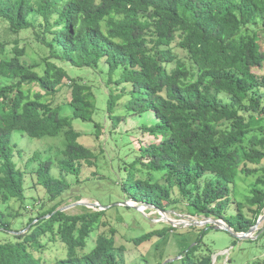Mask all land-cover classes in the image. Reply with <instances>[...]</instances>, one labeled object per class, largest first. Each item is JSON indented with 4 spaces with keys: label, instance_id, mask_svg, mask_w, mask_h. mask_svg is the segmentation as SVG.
I'll return each mask as SVG.
<instances>
[{
    "label": "trees",
    "instance_id": "trees-1",
    "mask_svg": "<svg viewBox=\"0 0 264 264\" xmlns=\"http://www.w3.org/2000/svg\"><path fill=\"white\" fill-rule=\"evenodd\" d=\"M0 23L8 34L32 31L39 48V58L31 60L17 37L12 55L0 58V77L7 80L0 84V201L6 204L0 205V264L117 263L123 246L114 227L86 250L109 209L60 210L74 185L84 182L86 167L100 169L85 182L113 184L126 200L186 208L223 219L238 232L257 223L264 213V0H0ZM9 41L0 39L3 52ZM65 63L105 78L99 85L72 76ZM96 86L108 91L105 122L95 120L104 101ZM65 89L70 96L57 102ZM129 117L145 118L140 128L156 140L132 147L131 137L119 132ZM77 119L94 123L98 142L108 127L100 151L81 142ZM16 131L33 139L65 131L62 157H25L15 149ZM109 144L131 158L120 163L118 177L101 172L100 155ZM260 170L253 195L235 200L238 175ZM29 179L45 197L29 199ZM26 212L28 221L16 227ZM177 230L190 234L179 253L182 264H213L216 252L205 241L218 230L213 225L167 223L129 242L139 246ZM227 233L233 245L241 244ZM262 236L264 228L255 241ZM57 240L65 255L50 262L46 254ZM249 251L241 264H264V252ZM234 260L230 256L229 263Z\"/></svg>",
    "mask_w": 264,
    "mask_h": 264
},
{
    "label": "rangeland",
    "instance_id": "rangeland-1",
    "mask_svg": "<svg viewBox=\"0 0 264 264\" xmlns=\"http://www.w3.org/2000/svg\"><path fill=\"white\" fill-rule=\"evenodd\" d=\"M17 37L20 39L21 45L24 46L26 44L31 60L38 59L39 54L37 53V50H39V48L33 43L34 35L32 31L23 32L19 36L8 34L7 27L4 23H0V39H7L10 41L6 44V52H3L0 49V58L6 55H12V50L15 46L14 39H16ZM176 51L184 55V51L180 48H177ZM64 66L72 76H83L88 81L99 80V85L102 78H105L104 73L100 74L101 76L96 77L89 68H80L67 63H65ZM6 82L7 80L5 78L0 77V84ZM36 89H39V87H36ZM95 89L96 91H99L100 94L102 93L101 96H103L104 98V101H101L100 109L95 114V120H101L105 122L104 109L106 107V94L108 91L106 92L104 87L98 86H96ZM69 96V90L65 89L58 95L57 102L65 101ZM141 119L143 121L145 120V118ZM141 121L129 117L128 120H126L119 129L120 133H126L131 137L130 139L133 142L132 147H135L137 149H139L141 143L148 144L151 141L156 140L154 136H151L148 133H144L141 130ZM74 126L78 131L82 133V136L80 138L81 142L89 147H92L96 151L101 150V145L106 144L105 141L110 136L108 127H106L104 129L105 134L102 135L101 142H98L92 134L94 128L93 122H86L77 119L74 121ZM65 131H63L58 137H45L42 139H33L32 137L21 131H16L13 135V142L15 144L16 150L21 149L25 152V157L39 152L44 159L53 158V160H56L62 157L61 149H64L67 144ZM117 135L118 137L121 136L118 133ZM122 143L125 144L124 141L119 140V144ZM106 148L108 149L105 151V154L100 155V164L102 165L101 172L108 174L109 171L112 176H117V172L120 171V163H128L129 161H131V158L125 157L122 153H116L115 151H113V149H117L116 145L114 146V144H109L108 146H106ZM135 155L136 154H133L132 156ZM17 157L19 156L17 155ZM123 157L125 158L123 159ZM34 165H36V163ZM262 165L264 166V162ZM54 166H58L57 162H55ZM97 168L98 167L84 168L82 174L84 182L74 185L75 191L68 196L67 201L64 204L67 205L69 203L78 201L76 199V196L83 195L82 200L89 202H98L101 203V205L107 206V209H109L107 215L102 217L101 221L103 224H101L100 228H98L96 232H94L93 237L91 238L90 246L86 250H90L92 248V244L95 243L100 234H111V229L114 227L117 230V232L115 233L117 245L123 246V250H118L121 253L117 256L116 264H182L180 260L181 256L179 253L183 250L184 247L188 245L186 239L189 238L190 234H185L181 230H177L176 233L170 234L165 239L154 237L152 240L139 246L133 245V243L131 244L129 242L131 238H136L142 235L144 232L151 231L153 229L162 228L169 222L163 217L161 218L160 212L155 208H145L144 211L141 212L133 207L128 208V206L122 205L121 203L126 200V196L121 195L118 189H116V186L113 184L108 185L106 182H99L98 185L94 186L93 182L91 181L85 182V178L91 177L92 172L96 171ZM99 169L100 168H98V170ZM262 174L263 170H260L259 172H257L256 174H252L251 176L239 174V178L237 177L238 180L235 186V200L237 199L243 201L251 197L253 195L251 192L252 188L256 186L257 179ZM68 177L71 178V176ZM110 193L113 194V197L108 198V195ZM27 195L29 199L33 197L37 199L45 197L46 192L40 185L37 186V188H34L32 186L31 179H29L27 181ZM0 205L2 207H6V204L2 203L1 201ZM17 206L18 205L15 202H12L11 211L15 213ZM29 209L31 210V208ZM93 209L100 210L103 208L95 207ZM67 211L76 214L83 212L84 209L82 208V206H77ZM29 213L30 212H26V214L22 216V220L21 218H17L15 220V226L19 228L24 223H26L30 217ZM166 214L169 218L172 219L202 218V216L190 214L186 210V208L176 210L169 209ZM263 228L264 221L260 224V229L254 235L258 237L259 231ZM252 240L253 242L240 240L241 244L239 246H235L232 244L230 235L224 230H212L207 234L205 238V241L212 245V249L216 253H219L218 257L221 256V259H218V257L215 259V264H241L243 261H245L248 253L250 252L249 248L263 253L264 236L261 237L259 243L256 242L255 239ZM258 244H260L262 247H258ZM57 245L59 246L53 248L50 254H46V257L51 260L50 262L54 261V258H56V254L60 257H63L65 255V251L62 248L63 246L60 240H57ZM124 245H126L127 247L125 248ZM228 249H230V251H228ZM230 256L235 259L231 263H229Z\"/></svg>",
    "mask_w": 264,
    "mask_h": 264
},
{
    "label": "water",
    "instance_id": "water-1",
    "mask_svg": "<svg viewBox=\"0 0 264 264\" xmlns=\"http://www.w3.org/2000/svg\"><path fill=\"white\" fill-rule=\"evenodd\" d=\"M122 205L125 206H130L133 207L141 212L144 211L145 208H155L154 205L144 203V202H136L133 199H128L125 200L124 202L121 203ZM77 206H86L89 208H95V207H101L103 209H107V206L101 205V203L98 202H89L85 200H78L72 203H69L67 205H64L60 207L61 211H67L73 207ZM157 210L160 212L161 218L163 217L165 220H167L172 226L174 227H189V226H208V225H213L215 229L218 230H224L229 233H231L235 238L239 240H247V239H256L257 237L254 235L259 229H260V224L264 221V213L259 217L257 223L253 225L247 232L241 231H235L234 228L229 225L225 220L215 218V217H202L200 219H184V218H179V219H172L167 216V211L169 210H163L160 208H157ZM49 216V215H48ZM230 251V249H228ZM219 253H216L213 255V264H215V259L218 257Z\"/></svg>",
    "mask_w": 264,
    "mask_h": 264
}]
</instances>
